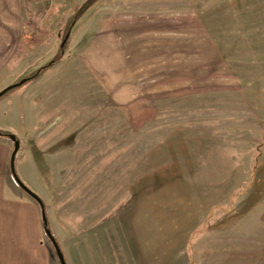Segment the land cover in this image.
<instances>
[{
    "label": "rangeland",
    "instance_id": "1",
    "mask_svg": "<svg viewBox=\"0 0 264 264\" xmlns=\"http://www.w3.org/2000/svg\"><path fill=\"white\" fill-rule=\"evenodd\" d=\"M84 1L0 0V83L55 57ZM69 32L34 108L4 119L74 263L87 244L109 263L264 264V0H97Z\"/></svg>",
    "mask_w": 264,
    "mask_h": 264
},
{
    "label": "crops",
    "instance_id": "2",
    "mask_svg": "<svg viewBox=\"0 0 264 264\" xmlns=\"http://www.w3.org/2000/svg\"><path fill=\"white\" fill-rule=\"evenodd\" d=\"M40 79L41 76L31 83L19 87V90L11 92L12 94L4 99V105L1 104L2 100H0V129L11 131L7 129L9 126L6 125L4 119L7 114L4 110L7 111L8 103H18L22 99L30 108H34L35 101L40 97V88H35V84ZM14 81L15 79L11 77L3 85L0 83V90ZM28 84L30 85L28 86ZM15 109L17 116L20 113L22 115L18 105ZM30 119L35 120V114L30 115ZM19 127V130H22L24 127L35 129L37 126L32 124L19 125ZM13 149L12 140L0 136V264H61L57 254L56 256L53 255L51 248L43 239L46 232L39 203L29 194H25V191L17 184L12 174L11 156ZM31 160L33 166L29 170L25 156L19 157L16 155L15 157L16 171L26 184L33 182L32 173L39 172L40 169L38 157H32ZM47 218L63 250L67 264H75L69 252L70 250L55 232L48 213ZM262 230L264 231V224ZM260 245L257 243L256 247L264 248L263 244ZM101 252L96 247L86 244V246L81 247L80 264H120L119 261L116 262L114 259L111 263L107 262L108 259L103 258Z\"/></svg>",
    "mask_w": 264,
    "mask_h": 264
},
{
    "label": "water",
    "instance_id": "3",
    "mask_svg": "<svg viewBox=\"0 0 264 264\" xmlns=\"http://www.w3.org/2000/svg\"><path fill=\"white\" fill-rule=\"evenodd\" d=\"M69 35H70V32H68L61 45L63 46L66 41L68 40L69 38ZM26 82V78H23L21 80H19L18 82H15V83H12L8 86H6L5 88H3L2 90H0V97H2L9 89H11L12 87H19L21 85H23L24 83ZM9 138L13 141L14 143V149H13V152H12V156H11V171H12V174L17 182V184L27 193L29 194L34 200H36L40 207H41V212H42V219H46V215H47V212H46V207H45V204L42 200V198L34 191L32 190L21 178L20 176L18 175L17 171H16V167H15V157H16V154L17 152L19 151L20 147H21V143H20V140L17 138V135L15 133H10L9 135ZM47 220V219H46ZM45 232H46V235L48 236L49 240L51 241V243L53 244L55 250H56V253H57V256L61 262V264H67V261H66V258H65V255L63 253V250L55 236V234L53 233V231L51 229H45Z\"/></svg>",
    "mask_w": 264,
    "mask_h": 264
},
{
    "label": "trees",
    "instance_id": "4",
    "mask_svg": "<svg viewBox=\"0 0 264 264\" xmlns=\"http://www.w3.org/2000/svg\"><path fill=\"white\" fill-rule=\"evenodd\" d=\"M96 1L97 0H85L81 5H79V6H77L75 8V11L69 16V18L67 20V27H66V32L64 34V37L72 29V27L74 26V24L78 20V18L81 17L82 14L86 11V9L88 7H90L93 3H95ZM67 45H68V41L66 42L65 45H63V46L61 45L60 52L55 57H53L52 59L47 61L45 64H43L40 67H38L35 70H33L28 75H26L24 77V78H26V82L24 84L36 79L41 74H43L45 71H47L52 65H54L58 60H60L62 58L63 54H64V51H65ZM15 89H16V87H12L4 95L10 93L11 91H13ZM2 97H0V98H2ZM10 133H12V132H10L8 130L0 129V136H4V137L9 138ZM46 217H47V215H46ZM46 219L45 220L42 219L43 220L44 229H51L52 230L51 225H50V223L48 221V218H46Z\"/></svg>",
    "mask_w": 264,
    "mask_h": 264
},
{
    "label": "built area",
    "instance_id": "5",
    "mask_svg": "<svg viewBox=\"0 0 264 264\" xmlns=\"http://www.w3.org/2000/svg\"><path fill=\"white\" fill-rule=\"evenodd\" d=\"M39 1H43V0H39Z\"/></svg>",
    "mask_w": 264,
    "mask_h": 264
}]
</instances>
